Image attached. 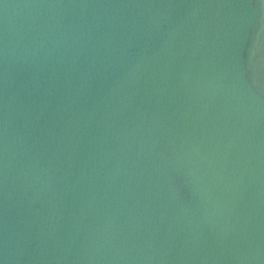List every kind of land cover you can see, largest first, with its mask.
<instances>
[{
	"label": "water",
	"instance_id": "1",
	"mask_svg": "<svg viewBox=\"0 0 264 264\" xmlns=\"http://www.w3.org/2000/svg\"><path fill=\"white\" fill-rule=\"evenodd\" d=\"M0 264H264V0H0Z\"/></svg>",
	"mask_w": 264,
	"mask_h": 264
}]
</instances>
